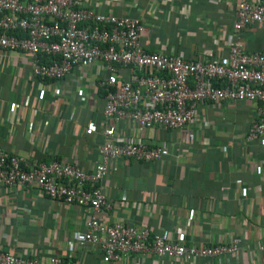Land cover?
Instances as JSON below:
<instances>
[{"label":"crops","instance_id":"0c3cea01","mask_svg":"<svg viewBox=\"0 0 264 264\" xmlns=\"http://www.w3.org/2000/svg\"><path fill=\"white\" fill-rule=\"evenodd\" d=\"M240 1L80 0V5L139 18L145 27L140 43L149 52H181L205 61L210 54H227ZM240 42L248 52H264V27L244 28ZM105 74L95 62L75 66L62 79L40 80L27 54L0 50V147L24 160H59L91 172L100 161L105 130L111 139L165 141L169 155L159 160L109 161L101 191L111 208L98 213L99 219L178 236L186 245L239 237L240 250L222 261H174L147 252L104 262L98 248L79 241L90 210L17 185L0 187V251L41 261L61 256L79 264H264V135L247 138L257 104L208 102L181 128L139 132L129 121L105 120V99L96 85ZM128 74L118 68L120 80Z\"/></svg>","mask_w":264,"mask_h":264},{"label":"built area","instance_id":"2783aa9c","mask_svg":"<svg viewBox=\"0 0 264 264\" xmlns=\"http://www.w3.org/2000/svg\"><path fill=\"white\" fill-rule=\"evenodd\" d=\"M255 25L264 27V0H241L234 12L235 36L227 54H210L204 61L185 58L181 52L143 49L140 39L145 27L137 17L96 12L82 7L80 0H0L1 51L27 54L31 73L40 80L62 79L79 64L102 63L106 74L93 83L104 92L105 120L129 121L139 132L153 127L181 128L194 120L197 107L204 103L250 101L257 104V111L247 138L262 137L264 52H248L240 42L241 31ZM119 67L129 69L121 80ZM103 136L100 161L91 172L59 160H24L0 147V187H35L51 199L90 210L79 241L98 248L104 262L147 252L174 261H222L238 253L239 237L211 245H186L178 236L174 239L128 222L101 221L97 214L111 208L101 191L110 160L151 162L169 155L165 141L148 144L129 136L111 139L110 130ZM0 264L79 262L61 256L41 261L33 255L0 251Z\"/></svg>","mask_w":264,"mask_h":264},{"label":"trees","instance_id":"16d2710c","mask_svg":"<svg viewBox=\"0 0 264 264\" xmlns=\"http://www.w3.org/2000/svg\"><path fill=\"white\" fill-rule=\"evenodd\" d=\"M43 60H44V61H46L47 59H46V58H44ZM100 90H101V92H102V93H104V92H103V90H102V88H100Z\"/></svg>","mask_w":264,"mask_h":264}]
</instances>
